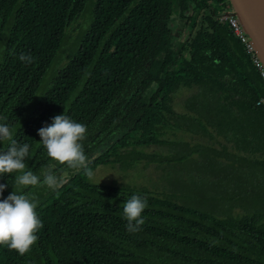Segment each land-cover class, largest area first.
<instances>
[{
  "label": "trees",
  "instance_id": "1",
  "mask_svg": "<svg viewBox=\"0 0 264 264\" xmlns=\"http://www.w3.org/2000/svg\"><path fill=\"white\" fill-rule=\"evenodd\" d=\"M225 1L0 0V123L61 181L24 189L43 228L24 255L0 245V264H264V81L215 18ZM64 108L87 125L92 176L39 143ZM133 194L148 207L130 233Z\"/></svg>",
  "mask_w": 264,
  "mask_h": 264
},
{
  "label": "clouds",
  "instance_id": "2",
  "mask_svg": "<svg viewBox=\"0 0 264 264\" xmlns=\"http://www.w3.org/2000/svg\"><path fill=\"white\" fill-rule=\"evenodd\" d=\"M4 48L5 45L0 43V52ZM33 59L30 54L19 55V60L28 64ZM64 109V114L54 116L50 124L45 123L38 130L41 137L39 143L53 161L69 168L85 169L92 176L93 172L87 168L88 157L82 143L87 137V125L76 122L67 115L68 110ZM14 137L15 130L7 123H0V143L8 145L7 148L0 149V177L16 174L12 183L13 191L6 198L0 199V245H6L24 255L36 244V233L43 228V222L36 212L40 201L36 195L24 189L41 185L54 190L61 181L52 166H48L40 174L29 168L26 158L32 157L31 146L19 143ZM8 186L9 183H0V197ZM122 207L127 231H140L145 223L142 213L148 207L147 197L133 194Z\"/></svg>",
  "mask_w": 264,
  "mask_h": 264
},
{
  "label": "water",
  "instance_id": "3",
  "mask_svg": "<svg viewBox=\"0 0 264 264\" xmlns=\"http://www.w3.org/2000/svg\"><path fill=\"white\" fill-rule=\"evenodd\" d=\"M264 64V0H226Z\"/></svg>",
  "mask_w": 264,
  "mask_h": 264
},
{
  "label": "built area",
  "instance_id": "4",
  "mask_svg": "<svg viewBox=\"0 0 264 264\" xmlns=\"http://www.w3.org/2000/svg\"><path fill=\"white\" fill-rule=\"evenodd\" d=\"M215 18L218 21H227L229 23L230 28L233 30L235 35L242 41L244 46L246 47V50L250 53L252 57V61L254 65L259 70V73L264 81V64L258 57L252 42L249 40L246 32L244 31L241 23L239 22L237 16L232 12L230 5L225 1L223 9L218 11V13L215 15ZM256 104H264V95L260 96Z\"/></svg>",
  "mask_w": 264,
  "mask_h": 264
},
{
  "label": "rangeland",
  "instance_id": "5",
  "mask_svg": "<svg viewBox=\"0 0 264 264\" xmlns=\"http://www.w3.org/2000/svg\"><path fill=\"white\" fill-rule=\"evenodd\" d=\"M86 23L84 21V18L81 16L78 18L77 21H75L70 27H69V34L70 37L73 38L77 31H78V27L79 25L84 26ZM175 29L180 28V26L177 24L176 26H174ZM181 29V28H180ZM179 29V30H180ZM111 172V177H118L119 174L114 173L111 171V169L107 168V169H97L96 170V177L95 179L98 181H105L106 179L104 178L106 175H108ZM109 177V176H108ZM104 178V179H103Z\"/></svg>",
  "mask_w": 264,
  "mask_h": 264
}]
</instances>
